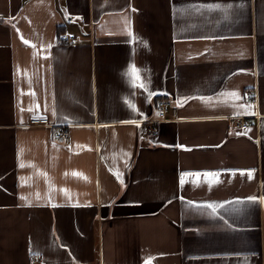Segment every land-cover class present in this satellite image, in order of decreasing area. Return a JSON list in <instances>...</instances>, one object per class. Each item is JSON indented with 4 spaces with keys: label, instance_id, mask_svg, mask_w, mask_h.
Listing matches in <instances>:
<instances>
[{
    "label": "crops",
    "instance_id": "obj_1",
    "mask_svg": "<svg viewBox=\"0 0 264 264\" xmlns=\"http://www.w3.org/2000/svg\"><path fill=\"white\" fill-rule=\"evenodd\" d=\"M262 198L264 0H0V264H264Z\"/></svg>",
    "mask_w": 264,
    "mask_h": 264
},
{
    "label": "built area",
    "instance_id": "obj_2",
    "mask_svg": "<svg viewBox=\"0 0 264 264\" xmlns=\"http://www.w3.org/2000/svg\"><path fill=\"white\" fill-rule=\"evenodd\" d=\"M78 35H73L72 33H67L65 31L61 32L59 34V39L63 43H72L79 40ZM251 96V95H250ZM157 109H158V119L154 120L155 122H158L159 120H170L177 116L178 107L176 104L172 102L171 99H162L158 101L157 103ZM39 116L32 117L30 119V124L32 125H43L48 124L49 119L45 116ZM248 123L247 120L244 117H236L234 119V126L237 128H245L247 127ZM147 131L151 135H155L157 133V128L154 125H147ZM53 139L56 142L59 143H68L70 141V133L69 129L66 125L59 126L54 130L53 133ZM38 259H33L32 262H37Z\"/></svg>",
    "mask_w": 264,
    "mask_h": 264
},
{
    "label": "snow or ice",
    "instance_id": "obj_3",
    "mask_svg": "<svg viewBox=\"0 0 264 264\" xmlns=\"http://www.w3.org/2000/svg\"><path fill=\"white\" fill-rule=\"evenodd\" d=\"M128 35L131 36V31L130 30L128 32ZM23 42L25 44H28L29 43L26 40L23 41ZM126 75H128L129 77H131V79H132V81H133V83H134L135 86L141 87V88L144 87L143 83L139 82L140 81L139 70H137L134 66H132V65L129 66V68H128L127 72H126ZM228 95L235 97L237 94L236 93H229ZM129 107L132 108L133 110H135V106L132 105L130 102H129ZM29 110H31V109H29ZM37 118H39V117H37ZM20 167H24V165L21 164ZM72 175H74V176H80L81 174L74 172V173H72ZM118 175L119 174L117 173V176ZM248 175H249V179H251L252 178L251 177V172H249ZM200 176H203L205 178V182H207L209 184H211V182L213 180H215V174L214 173H183L182 176H181V184H183L185 182L184 181V177H192L193 178L192 182L194 184H196V183H198L197 178H199ZM209 178H211V179H209ZM216 182H218V181H216ZM61 191H65L66 192V190H63V189ZM21 199H25V198L24 197H21ZM249 199H255V198H249ZM261 202H264V198H262V201ZM207 207L212 208L213 211H215V207L216 206L215 205H207ZM146 264H150V260L149 261H146Z\"/></svg>",
    "mask_w": 264,
    "mask_h": 264
}]
</instances>
